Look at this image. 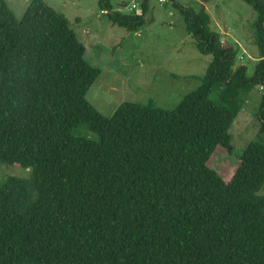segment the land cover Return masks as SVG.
I'll return each mask as SVG.
<instances>
[{
    "label": "trees",
    "instance_id": "trees-1",
    "mask_svg": "<svg viewBox=\"0 0 264 264\" xmlns=\"http://www.w3.org/2000/svg\"><path fill=\"white\" fill-rule=\"evenodd\" d=\"M171 1L212 57L200 85L173 109L125 101L105 116L86 98L101 70L67 17L31 0L17 18L0 0V162L31 168L0 183V264H264V94L230 179L211 165L233 153L250 89H264V0H243L256 11L252 74L203 9ZM97 3L127 30L148 10ZM80 124L96 138L72 134Z\"/></svg>",
    "mask_w": 264,
    "mask_h": 264
},
{
    "label": "rangeland",
    "instance_id": "rangeland-1",
    "mask_svg": "<svg viewBox=\"0 0 264 264\" xmlns=\"http://www.w3.org/2000/svg\"><path fill=\"white\" fill-rule=\"evenodd\" d=\"M13 14L21 18L31 0H5ZM64 14L80 43L85 58L100 68L86 92L87 100L103 115L111 116L125 101L145 103L150 99L163 109H173L201 83L211 55L195 48L185 28L184 16L171 0H147L145 20L137 30H127L111 22L101 12L97 0H44ZM113 10L137 13L144 0H110ZM208 15V26L219 31L224 42L233 45L235 67L254 71L258 59L254 43V8L243 0H178ZM221 88L215 86L211 99L217 101ZM263 86L254 85L238 112L230 133L233 153L216 152L211 165L229 180L239 164V155L257 136L258 110ZM76 136L96 138L85 124L72 129ZM31 168L0 162V183L8 177H28ZM264 194V184L258 191Z\"/></svg>",
    "mask_w": 264,
    "mask_h": 264
},
{
    "label": "built area",
    "instance_id": "built-area-1",
    "mask_svg": "<svg viewBox=\"0 0 264 264\" xmlns=\"http://www.w3.org/2000/svg\"><path fill=\"white\" fill-rule=\"evenodd\" d=\"M221 41H222V43H224V40L223 39Z\"/></svg>",
    "mask_w": 264,
    "mask_h": 264
}]
</instances>
